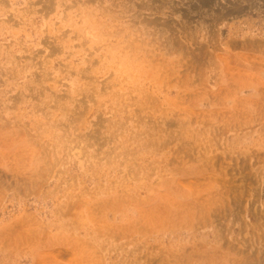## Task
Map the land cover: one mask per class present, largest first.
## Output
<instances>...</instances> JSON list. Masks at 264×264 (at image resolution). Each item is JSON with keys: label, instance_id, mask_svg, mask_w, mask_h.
Instances as JSON below:
<instances>
[{"label": "rangeland", "instance_id": "1", "mask_svg": "<svg viewBox=\"0 0 264 264\" xmlns=\"http://www.w3.org/2000/svg\"><path fill=\"white\" fill-rule=\"evenodd\" d=\"M0 264H264V0H0Z\"/></svg>", "mask_w": 264, "mask_h": 264}]
</instances>
